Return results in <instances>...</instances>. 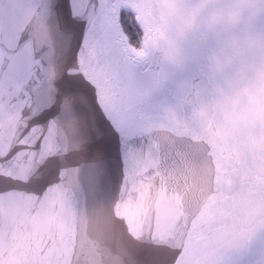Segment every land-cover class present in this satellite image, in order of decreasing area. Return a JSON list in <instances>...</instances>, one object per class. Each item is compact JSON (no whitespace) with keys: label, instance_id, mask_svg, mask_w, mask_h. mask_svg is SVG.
<instances>
[{"label":"water","instance_id":"95a60500","mask_svg":"<svg viewBox=\"0 0 264 264\" xmlns=\"http://www.w3.org/2000/svg\"><path fill=\"white\" fill-rule=\"evenodd\" d=\"M0 264H264V0H0Z\"/></svg>","mask_w":264,"mask_h":264},{"label":"trees","instance_id":"16d2710c","mask_svg":"<svg viewBox=\"0 0 264 264\" xmlns=\"http://www.w3.org/2000/svg\"><path fill=\"white\" fill-rule=\"evenodd\" d=\"M120 24L124 34L128 38L130 46L137 47L139 44L138 39L142 34L135 24V17L129 13L121 11Z\"/></svg>","mask_w":264,"mask_h":264},{"label":"rangeland","instance_id":"374dc122","mask_svg":"<svg viewBox=\"0 0 264 264\" xmlns=\"http://www.w3.org/2000/svg\"><path fill=\"white\" fill-rule=\"evenodd\" d=\"M138 46L137 47H132V49L134 50V52L139 56V57H143L145 55V50H144V46H143V42H144V39L143 37H139L138 39Z\"/></svg>","mask_w":264,"mask_h":264}]
</instances>
